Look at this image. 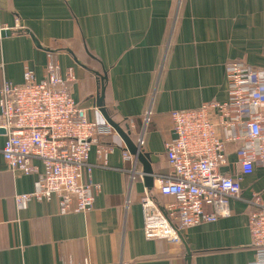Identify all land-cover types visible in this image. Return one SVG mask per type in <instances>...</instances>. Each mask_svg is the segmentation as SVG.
<instances>
[{
  "label": "crops",
  "instance_id": "1",
  "mask_svg": "<svg viewBox=\"0 0 264 264\" xmlns=\"http://www.w3.org/2000/svg\"><path fill=\"white\" fill-rule=\"evenodd\" d=\"M0 21L12 31L0 37V89L5 80L23 83L26 66L43 79L51 59L63 75L75 74L70 92L87 118L102 121L106 75L105 107L131 129L153 170L149 186L113 127L90 149L100 186L91 211L62 214L55 197L19 210L16 195L33 192L38 176L7 167L0 131V264H188V251L190 264H254L249 202L254 193L264 200V166L244 176L231 215L183 229L179 243L145 237L141 199H173L159 191L169 173L171 112L226 100L230 61L264 67V0H0ZM98 145L110 149L105 165ZM229 150L234 160L235 146Z\"/></svg>",
  "mask_w": 264,
  "mask_h": 264
},
{
  "label": "built area",
  "instance_id": "2",
  "mask_svg": "<svg viewBox=\"0 0 264 264\" xmlns=\"http://www.w3.org/2000/svg\"><path fill=\"white\" fill-rule=\"evenodd\" d=\"M7 29L0 21V33ZM225 74L226 100L171 112L174 136L165 145L169 173L159 179V191L173 199L158 205L149 193L142 197L149 240L179 243L183 229L231 215V200L240 197L244 176L264 166V67L230 61ZM74 80L72 70L63 75L49 59L43 79L26 66L23 83L5 80L0 89L5 163L13 172L38 176L33 192L16 195L19 210L32 198L53 197L62 214L94 208L100 186L92 179L90 149L114 128L106 120L87 118L86 108L70 92ZM230 145L237 153L234 160L229 159ZM97 151L107 164L110 149L98 145ZM33 159L42 162V171ZM249 203L254 264H264V200L254 193Z\"/></svg>",
  "mask_w": 264,
  "mask_h": 264
},
{
  "label": "water",
  "instance_id": "3",
  "mask_svg": "<svg viewBox=\"0 0 264 264\" xmlns=\"http://www.w3.org/2000/svg\"><path fill=\"white\" fill-rule=\"evenodd\" d=\"M12 34L11 29L3 30L0 33V37L9 36ZM35 38V37H34ZM36 40V38H35ZM37 44L38 41L36 40ZM102 79V88L101 93L98 95L97 98V105L100 108L101 113L105 117V119L115 128L119 136L124 140L127 149L134 154L137 159H139L144 165V172H145V179L147 184L151 186V177L150 175L153 173L151 164H150V155L149 153L144 152L139 146H137L133 139H132V131L129 127H122L118 122L114 121L111 116L109 115L106 107H105V80L107 79L106 75L101 76ZM3 133L5 132L4 129H0ZM188 264H190L191 260V253L188 251Z\"/></svg>",
  "mask_w": 264,
  "mask_h": 264
}]
</instances>
